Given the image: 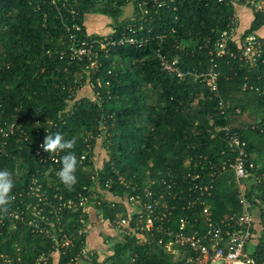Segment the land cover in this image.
Segmentation results:
<instances>
[{"label": "trees", "instance_id": "trees-1", "mask_svg": "<svg viewBox=\"0 0 264 264\" xmlns=\"http://www.w3.org/2000/svg\"><path fill=\"white\" fill-rule=\"evenodd\" d=\"M246 1L56 0L53 5L51 0H0V127L6 128L13 117H18L24 121L22 131L31 137L52 122L50 134L61 133L66 139L77 137L74 149L77 158L86 154L85 161L78 162L77 183L68 189L56 176L61 165L54 164L45 176L52 163L42 167L33 152L35 139L24 140L15 129L6 139V145H0V169L6 168L14 175L12 195L16 198L10 207H22L18 194L38 171L44 185L54 183L66 197L84 185H91V175L96 172L100 183L111 180L114 196L148 189L156 195L165 193L175 205L169 216L173 226L180 217H187L189 222L197 217L203 225L200 206L189 210L184 207V199L171 200L167 196V192L176 193L179 189L188 193L184 162L190 160L196 164L193 170L201 175L199 182L212 184L209 195L202 197L209 206L211 218L217 221L237 212L233 174L220 169L228 156L224 155L228 153L227 142L214 128L227 125L237 131L246 142V151L257 166L256 171H264V96L241 89L245 82L264 79V46L256 67L252 68L236 56L216 57L214 46L220 33L228 29L235 4L243 6ZM71 7L79 13L81 36L94 34L87 31L86 15L100 12L111 21L105 35L115 40L127 35L142 43L110 46L95 76L86 73L81 63L49 55L47 50L53 51L60 41L67 39L61 20L70 22ZM245 8L252 13V19L238 39L250 33L262 38L258 31L264 28V9L253 5ZM131 28L133 31H129ZM229 46L238 51L234 41ZM157 51L169 59L178 57V68L192 74L179 79L163 71ZM213 63L218 74V96L193 76L194 72L208 71ZM90 78L101 81V86H97L98 101L92 100L93 92L92 97L77 98L78 87ZM219 99L224 105L222 112ZM251 111L256 114L258 125L255 121L245 124V116ZM35 120L40 125H33ZM98 138L106 157L95 171L92 158L94 161ZM62 155L57 153L58 160ZM162 179L165 185L160 182ZM247 197L253 206V217L260 212L263 223L264 184L251 185ZM95 207L103 217L112 220L125 209L123 203L110 206L104 201ZM63 219L67 220L68 216L64 215ZM65 227L72 230L69 224ZM252 239L257 242L258 255L264 257V229L258 236L254 237L253 233ZM167 240L160 233L153 238L146 237L141 243L135 237H126L115 241L111 247L113 254L103 262L88 254L82 264H127L131 258L137 264H175L165 250ZM83 241L81 236L76 238L73 246L67 248L70 251L50 257L46 264H67L81 249ZM53 243L51 237L31 232L22 221H15L14 227L8 216L0 221V255L11 258L9 264H33L41 253L53 249Z\"/></svg>", "mask_w": 264, "mask_h": 264}, {"label": "built area", "instance_id": "built-area-1", "mask_svg": "<svg viewBox=\"0 0 264 264\" xmlns=\"http://www.w3.org/2000/svg\"><path fill=\"white\" fill-rule=\"evenodd\" d=\"M66 1V0H63ZM220 1V0H219ZM53 5L56 0H51ZM254 6L255 8L264 9V1L254 2L247 0L243 5ZM64 6V4H62ZM57 10L59 7H56ZM70 22L61 20L64 23L65 31L68 33L67 39L60 41V45L55 47L53 51L47 50L49 55L65 59L67 62L81 63L86 73L95 76L102 67L101 58L108 53V48L116 44L130 43L139 45L134 37L122 35L119 40L112 39L110 36L103 34H91L81 36L82 24L78 20L79 13L75 8H70ZM238 14L234 12L230 17L228 29L223 30L215 41V56L222 57L229 55L230 57H238L250 68L256 67V64L263 52L264 39L258 37L254 33L245 35L241 40L235 39L236 28L238 26ZM129 31H133L131 28ZM241 36V35H240ZM239 36V38H240ZM234 41L237 44L238 51L231 49L229 42ZM103 54V56H102ZM160 67L163 71L183 79L185 75L192 72L181 71L178 68V57L172 59L167 58L159 51L156 52ZM215 63L210 66L206 72H194L193 76L198 78L201 83L207 86L210 93L218 96L217 72ZM108 73H110L108 71ZM107 84V82H106ZM90 87L93 92L92 100L99 99L100 94L97 89L101 86V81L91 78L88 82L82 84L81 87ZM98 86V87H97ZM242 91L254 93L264 96V79L260 82H245ZM218 107L222 111L224 108L223 101L219 99ZM239 111L238 109L236 110ZM24 121H19L18 117H13L6 128L0 127V145H6V139L14 132L15 129L21 132L24 140L32 141L33 152L42 167L52 163L45 171V176L53 170V165L58 163L57 153L49 155L40 145L44 137L50 134L49 126L52 122L40 128L39 132L34 133L31 137L22 131ZM32 124L40 125L39 120L32 121ZM215 132H221L227 142L228 154L226 160L222 162L220 169L229 170L233 174L236 199L239 206L237 212L230 213L220 220L214 221L209 213V206L202 200V197L209 195L212 184L201 183L199 179L201 175L193 170L196 164L190 160L184 162L186 178L189 181L188 193L183 189H179L176 193L167 192V196L171 200L184 199V207L187 209H195L196 206L201 207L202 223H198V218L193 217V221L189 222L187 217H180L177 225L170 224L171 212L175 209V205L169 201L165 193L155 194L148 189L142 193L124 194L122 197L114 196L111 192L112 182L110 179L103 184L97 179L94 172L91 175L92 184L82 186L72 196H64L58 191L54 183H44L40 180L38 173L32 174L26 184L25 190L19 192L21 197L20 204L16 208L9 206L8 218L11 227H14L15 221H22L24 225L30 228L31 232L39 233L53 239V249L41 253L33 264H46L50 257H56L63 251L72 247L74 241L78 237H83V245L72 257L69 258L67 264H82V261L90 256H97L98 262L111 254L112 245L117 240L126 237H135L138 243L146 241L147 238H153L156 233L163 234L168 240L165 243V250L172 255L175 264H264V257L257 253V242L253 237V206L247 197V191L251 185L264 184V171L257 172V166L250 160L246 151V142L241 138L237 131H233L229 126H216ZM41 131V132H40ZM86 159V154L82 153L78 156V161L82 164ZM92 163L94 169L100 168ZM191 165L193 166L191 168ZM212 175V174H211ZM123 184L122 178H119ZM174 183V180L171 178ZM154 182V181H151ZM164 185L165 180H161ZM169 186H167V189ZM187 196L183 198L182 195ZM15 198L16 196L13 195ZM31 199V200H30ZM108 202L110 206L115 202L123 203L124 212L117 213L112 220L109 217H103L98 212L96 205L102 202ZM67 215L68 219H63ZM1 223L3 219H0ZM197 223V224H195ZM70 225L72 230H65V226ZM97 232L102 237L101 249L88 248V237ZM158 242H163V237H159ZM0 264H9L11 258L1 254ZM17 260L20 259L17 253ZM32 264V263H31ZM85 264V263H84ZM127 264H137L134 258H131Z\"/></svg>", "mask_w": 264, "mask_h": 264}, {"label": "clouds", "instance_id": "clouds-1", "mask_svg": "<svg viewBox=\"0 0 264 264\" xmlns=\"http://www.w3.org/2000/svg\"><path fill=\"white\" fill-rule=\"evenodd\" d=\"M77 137L66 139L61 133L48 134L40 147L49 154L64 153L56 162L61 166L56 172L58 180L68 189L77 183L78 158L74 151ZM14 175L8 169H0V219L6 218L9 206L15 199L12 195L14 188Z\"/></svg>", "mask_w": 264, "mask_h": 264}, {"label": "crops", "instance_id": "crops-1", "mask_svg": "<svg viewBox=\"0 0 264 264\" xmlns=\"http://www.w3.org/2000/svg\"><path fill=\"white\" fill-rule=\"evenodd\" d=\"M235 12L238 14V18H239L238 26L236 28V33L234 35V38L237 39L242 34L243 30L249 25V23L252 19V13L240 4H235ZM98 13H100V12H98ZM100 15H101L102 19L104 20L105 16L102 15L101 13H100ZM84 22H85L87 31L90 33L91 31L89 30V26H87V22L86 21H84ZM92 26L94 28L98 27L96 23H93ZM258 32H259L258 34L264 39V28L260 29ZM82 96L92 97L91 88L87 87V86L81 87L79 90V93L77 95V98H82ZM95 164H96V162H95ZM101 166H102V164H98V167H101ZM260 218H261L260 212H256L254 215V220H253L254 237L258 236L260 234V232H262L264 229V220L262 223V222H260ZM91 236H92V239L89 240L87 247L90 249H101L103 246L102 237L97 232L92 233ZM255 242H256V240H255Z\"/></svg>", "mask_w": 264, "mask_h": 264}, {"label": "rangeland", "instance_id": "rangeland-1", "mask_svg": "<svg viewBox=\"0 0 264 264\" xmlns=\"http://www.w3.org/2000/svg\"><path fill=\"white\" fill-rule=\"evenodd\" d=\"M85 21L87 22V26H89V30L94 34H103L107 31H109L108 25L111 22L106 17L103 20L100 13H98V12L88 13L85 17ZM93 23H96L98 27L94 28L92 26ZM249 121H253V122L255 121L254 122L255 125L259 124L258 118L256 117V114L254 113V111L249 112V114L247 116H245V120H244L245 124H248ZM94 152H95V154H94L95 162H96V165L98 166V164H101L103 159L106 157L104 149H103L102 144H101V138L97 139V143L95 145V151ZM91 239H92V236L90 235L87 240H91ZM88 243H89V241H88Z\"/></svg>", "mask_w": 264, "mask_h": 264}, {"label": "water", "instance_id": "water-1", "mask_svg": "<svg viewBox=\"0 0 264 264\" xmlns=\"http://www.w3.org/2000/svg\"><path fill=\"white\" fill-rule=\"evenodd\" d=\"M102 118H103V116H101L100 126H102V124H103V122H102Z\"/></svg>", "mask_w": 264, "mask_h": 264}]
</instances>
